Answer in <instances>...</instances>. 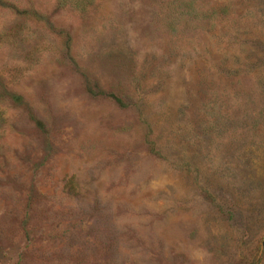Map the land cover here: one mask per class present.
I'll return each instance as SVG.
<instances>
[{
	"label": "rangeland",
	"instance_id": "374dc122",
	"mask_svg": "<svg viewBox=\"0 0 264 264\" xmlns=\"http://www.w3.org/2000/svg\"><path fill=\"white\" fill-rule=\"evenodd\" d=\"M7 1L0 264H264V0Z\"/></svg>",
	"mask_w": 264,
	"mask_h": 264
},
{
	"label": "trees",
	"instance_id": "16d2710c",
	"mask_svg": "<svg viewBox=\"0 0 264 264\" xmlns=\"http://www.w3.org/2000/svg\"><path fill=\"white\" fill-rule=\"evenodd\" d=\"M92 3V0H55V4L59 8H68L72 11L81 13L85 12ZM3 12H8L9 15L15 17L21 23L31 22L34 24H40L45 21L42 16L32 10L18 9L7 0H0V15ZM46 22V21H45ZM48 25V23L46 22ZM49 26V25H48ZM9 30L2 32L0 31V39L7 37ZM64 38L66 46L68 44V38L63 33H60ZM13 77L9 73L0 67V141L5 135V128L8 125L7 110H25L28 119L34 124L37 130L42 131L41 122L35 120L32 114L27 111V107L22 97L17 94L14 90Z\"/></svg>",
	"mask_w": 264,
	"mask_h": 264
}]
</instances>
